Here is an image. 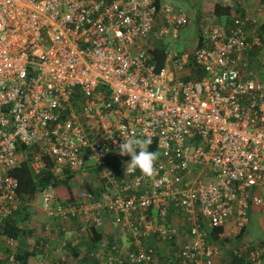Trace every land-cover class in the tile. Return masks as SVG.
Segmentation results:
<instances>
[{"label": "built area", "instance_id": "2783aa9c", "mask_svg": "<svg viewBox=\"0 0 264 264\" xmlns=\"http://www.w3.org/2000/svg\"><path fill=\"white\" fill-rule=\"evenodd\" d=\"M188 22L157 0H0V264H18L4 227L24 205V159L36 177L51 162L93 184L73 201L54 181L39 191L38 247L52 220L69 223L62 247L109 227L97 264H221L214 230L234 237L250 206L264 214V31L248 14H213L195 49L167 47L159 67L149 46ZM121 133L152 137L151 175L127 171ZM250 245L245 264H264V239Z\"/></svg>", "mask_w": 264, "mask_h": 264}, {"label": "rangeland", "instance_id": "374dc122", "mask_svg": "<svg viewBox=\"0 0 264 264\" xmlns=\"http://www.w3.org/2000/svg\"><path fill=\"white\" fill-rule=\"evenodd\" d=\"M160 2L162 4H170L175 8L184 10L189 17L188 24L180 29L179 38L174 39L172 37V34H170L166 38H164L163 40L164 44L167 47L171 48L172 51H177V52H186L195 49L199 43V34H200V29L203 27V23H205V21L210 19L212 16V14L210 15H206V14L210 10V8L213 7V5L207 3L206 0H160ZM248 2L251 5L247 6L248 8L246 7L247 14L250 17H254L256 19L259 16L258 3L255 0H248V1L246 0L245 4H247ZM261 17L264 19V14L261 15ZM77 176H84V174L79 173L77 174ZM71 182L74 186L75 192H78L82 188L83 180L80 177L78 178L73 177ZM21 212L24 216V219L21 222V226L23 227L24 230H26L27 233V235L24 238L29 244L27 245L33 249L36 244V241H38V239L41 237L40 236L41 232H39V230L41 231V227H43L46 223H48L45 213L43 211V196L41 195V193L39 192L37 193L34 202L31 201L30 203L28 202L24 203ZM228 229H230V227H228ZM104 233L106 235V239L109 240L110 239L112 240L116 234V232L110 229L109 227H107V230H104ZM62 239L63 237L61 238V244H62ZM263 239H264V218L261 217L260 214H251L250 222L243 238H237L236 236L234 237L231 236L229 238L222 239L223 241H216L211 239V242L214 241L216 243H219L221 246L222 252L219 259L221 264H239L238 261L240 259V256L241 255L244 256L245 247L251 244V242H257ZM123 240L126 241V237H124ZM243 241L246 243L245 246ZM58 245L59 247L57 246L51 250L50 255H52L54 259L57 258V260L58 259L60 260L62 259V257H64L63 253L69 252V256H66L65 258L66 261L65 264H74L72 262L73 260L76 259L77 256H75L74 254L75 249L73 245H69L67 247H62V248L60 244ZM31 248L30 250H32ZM37 249L40 251L37 252L38 257H40L39 254H41V252L43 254L44 252H47V250L45 249L44 250L39 249L38 246ZM65 249L69 251L66 252ZM168 251H172V250L169 248L167 249V247H163L162 249H160L162 255H167ZM89 260L90 261L86 260L85 264H89V263L91 264L93 260L91 258ZM38 261H36L35 264H38ZM43 261H44L43 264H46L44 259Z\"/></svg>", "mask_w": 264, "mask_h": 264}, {"label": "trees", "instance_id": "16d2710c", "mask_svg": "<svg viewBox=\"0 0 264 264\" xmlns=\"http://www.w3.org/2000/svg\"><path fill=\"white\" fill-rule=\"evenodd\" d=\"M160 1V0H157ZM242 1V0H241ZM259 5L261 2L264 3V0H255ZM245 4H242L240 0H231V3H228L226 5H223L221 3H217L214 6L213 14L220 18L221 20L229 23L233 18L235 17H244L247 15V9ZM255 26L260 29V31H264V25L261 24V26H258V23H255ZM201 40L199 41V43ZM167 49V46L164 44L163 41L153 42L151 46H149V51L152 53L154 61L157 62L158 66L161 67L165 64L166 54L165 51ZM29 148L23 147V156L27 153ZM52 167V163L49 164V170H45L42 175L39 177H36L31 172L27 160L24 159L22 162V166L17 169L14 174L19 178L20 181V192L23 197V202L30 203L31 201L34 202V199L37 195V193L44 187L47 186L49 183L54 181L55 186L58 190V199L62 201H73L77 200L75 195V189L72 184V176L70 175H55L51 172L50 168ZM93 184L92 183H83L82 188H87L89 190L92 189ZM251 214H260L261 217L264 218V214L262 212L256 211L251 206L249 207V215ZM24 216L19 210L14 214V216L7 222L6 226L4 227V230L6 233L9 234V236L17 239V240H23V238L27 235L26 230L23 229V227L20 225L23 221ZM77 222V221H76ZM75 223V222H74ZM80 224L79 222H77ZM224 228H218L214 230L212 233L213 240H220L219 233L222 232ZM247 229H244L241 233H239L236 237L237 238H243ZM23 237V238H22ZM106 239L104 232L102 233L101 229H92V232L89 233L88 237V243L90 244V247H92L91 251L95 249L96 247L100 246L102 242ZM227 240V239H226ZM102 241V242H100ZM111 241V239H110ZM261 241V240H260ZM259 242V241H257ZM257 242H251V244H255ZM244 246L246 243L243 241ZM25 247V246H24ZM252 249L251 245L249 244L247 247H245V253L244 256H240L239 264H245V261L247 259L248 251ZM37 250L32 249H24L19 250V252L16 255V261L18 264H35L37 261ZM89 259H90V253H89ZM88 260V258H86ZM97 261H94L92 264H97ZM50 264V263H48ZM57 264H64V263H57Z\"/></svg>", "mask_w": 264, "mask_h": 264}, {"label": "crops", "instance_id": "0c3cea01", "mask_svg": "<svg viewBox=\"0 0 264 264\" xmlns=\"http://www.w3.org/2000/svg\"><path fill=\"white\" fill-rule=\"evenodd\" d=\"M248 1V0H247ZM206 2L207 3H209V4H212L213 5V7H211L210 8V10L208 11V13L206 14V15H210V14H212L213 15V9H214V6L217 4V3H221V4H223V5H226V2L225 1H223V0H206ZM240 2H243L242 4H245V2H246V0H240ZM229 3H231V0H230V2ZM251 4H249V2L247 3V4H245V6L247 7V6H250ZM259 5V4H258ZM260 5H262V6H264V3L263 2H261L260 3ZM244 6V7H245ZM248 8V7H247ZM258 10H259V7H258ZM264 14V9L263 10H259V13H258V17L255 19L254 17H253V19L255 20V23H256V20H257V23H258V26L260 27L261 26V24L262 25H264V19L261 17V15H263ZM261 17V18H260ZM260 18V19H259ZM32 172V171H31ZM48 221V220H47ZM77 222H79V221H77ZM76 221H75V223H74V225L75 226H79V224L77 223ZM51 223H52V225H53V230H54V233L48 238V239H46V242H48L49 243V248L48 249H45V250H47V252H44V254L41 252V254H39L40 255V257H38L37 256V261H38V264H43V259L45 260V263L46 264H48V263H50V264H57V263H64L65 264V258H66V256H69V252L68 253H63L64 255V257H62V259H58L57 260V258L56 259H54V257L52 256V255H50V253H51V250L52 249H54L55 247H59V245L58 244H60V246H61V238L63 237V228L65 227V226H67L69 223H67V224H65V223H63L62 221H60V220H52L51 221ZM21 225V224H20ZM45 226V225H44ZM44 226L43 227H41V231L39 230V232H41L40 233V236L42 237V232L44 231ZM40 228V227H39ZM52 230V231H53ZM105 230H107V228L105 229ZM104 232V230H102V233ZM107 233V232H106ZM104 235H105V233H104ZM39 238L40 239V241H41V239L42 238ZM88 237H89V235H86V237L84 238V241L80 244V245H73V247H74V249H75V252H74V254H75V256H77L76 257V259L75 260H73V262L72 263H74V264H85L86 263V258H88V261H90L89 260V252H91V249H92V247H90V244L89 243H91V242H89L88 243ZM105 237H106V235H105ZM23 238V237H22ZM39 239H38V241H36V244H35V246H34V248L33 249H36L38 252H40L38 249H37V244H39ZM213 240V239H212ZM210 241H211V239H210ZM218 241V240H217ZM219 241H223L222 239H220ZM100 242H102V241H100ZM151 243H153V244H155V240L154 239H152L151 241H150ZM214 242V241H213ZM28 243H27V241H26V239L25 238H23V240L21 241H19L18 240V248H17V253L19 252V250H24V249H28V250H30V246H28L27 245ZM84 244H86V245H84ZM25 246V247H24ZM39 249H42V248H40V247H38ZM61 248H62V246H61ZM84 248H86V249H84ZM32 249V248H31ZM43 250V249H42ZM65 251L67 252V251H69V250H67V249H65ZM43 258V259H42ZM71 258H72V256H71ZM42 260V261H41ZM47 261V262H46ZM63 261V262H62ZM94 261H92V263H93ZM91 263V264H92ZM90 264V263H89Z\"/></svg>", "mask_w": 264, "mask_h": 264}, {"label": "clouds", "instance_id": "9594fccd", "mask_svg": "<svg viewBox=\"0 0 264 264\" xmlns=\"http://www.w3.org/2000/svg\"><path fill=\"white\" fill-rule=\"evenodd\" d=\"M121 136L123 142L119 145L118 152L130 157L127 171L131 173L138 169L145 175H151L154 161L158 156L157 152L149 151L152 137L139 138L134 133H121Z\"/></svg>", "mask_w": 264, "mask_h": 264}]
</instances>
